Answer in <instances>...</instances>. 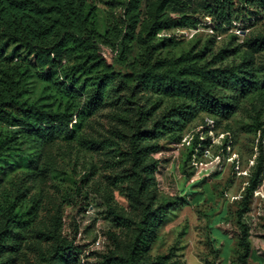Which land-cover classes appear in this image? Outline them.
I'll return each mask as SVG.
<instances>
[{"label":"trees","instance_id":"trees-1","mask_svg":"<svg viewBox=\"0 0 264 264\" xmlns=\"http://www.w3.org/2000/svg\"><path fill=\"white\" fill-rule=\"evenodd\" d=\"M189 1L0 0V176L14 161L34 167V153L57 138L74 140L76 131L115 85L130 91L126 101L131 105L136 92L151 93L169 103L151 128L147 124L153 110L134 107L126 159L129 173L124 178L136 189L140 218L123 254L108 253L99 264H176L169 256H150L162 218L175 203L162 200L156 205L155 198L143 202L157 170L156 163L148 161L149 154L159 151V140L179 143L180 134L200 114L230 119L242 100L264 93V79L257 80L250 54L241 55L238 63L227 62L228 53L235 50L213 53L205 46H212L224 29L242 34L254 29L264 17V0H201L204 13L198 16L188 15ZM97 4L120 14V20L103 34L98 32ZM184 29L211 30L213 35L204 46L196 44L178 55L170 54L168 49L174 50L176 43L164 35ZM252 42L264 45V37ZM103 50L129 74L116 73ZM36 80L47 87L42 98L31 101L28 87ZM252 132L257 156L235 212L233 264H249L250 229L244 216L264 175V124L254 120ZM80 142L89 144L90 139L83 137ZM193 145L206 150L198 136ZM26 190L19 184L13 193H0V264H16L37 221L39 202L26 199ZM120 220L130 226L126 216ZM49 241L50 246L42 250L43 263L68 264L82 253L81 247L61 235L60 218L53 222ZM206 243L209 255L204 264H216L219 251L211 239Z\"/></svg>","mask_w":264,"mask_h":264},{"label":"rangeland","instance_id":"rangeland-1","mask_svg":"<svg viewBox=\"0 0 264 264\" xmlns=\"http://www.w3.org/2000/svg\"><path fill=\"white\" fill-rule=\"evenodd\" d=\"M188 4V15L204 13L201 0H191ZM97 7L98 32L103 34L120 20V14L119 11L109 12L100 4ZM212 35L211 30L184 29L164 37L176 43L175 49L168 52L178 55L196 44L204 46ZM259 37H264V17L246 34L224 29L216 34L212 46H205L213 53L235 50L228 53L227 62L238 63L241 55L250 54L257 80L262 81L264 45L252 42ZM103 54L116 73L129 74L111 60L106 50ZM46 87L40 80L34 81L28 87L27 97L31 101L42 98ZM129 94L128 89L115 85L108 91L105 102L76 131L74 140L57 138L34 153L37 158L34 167L14 161L0 176V193H13L20 184L27 189L26 199L34 198L39 202L37 221L26 236L16 264H46L42 261V250L50 246L56 218L61 220V235L75 247L82 248L77 259L68 264H99L101 257L108 253L123 254L135 232L134 223L140 218V203L135 202L134 197L136 189L124 178L129 173L126 159L134 107L153 110V119L147 124L151 128L169 105L168 101L144 92H136L134 105H131L126 101ZM254 120L264 124V93L261 91L242 100L239 110L230 119L202 113L183 130L179 143L158 141L159 151L148 156L149 162L156 163L157 170L143 202L155 198L156 205L162 200L173 201L175 205L162 218L150 252L152 258L169 256L176 264H204L209 255L206 242L211 239L219 251L215 263L233 264L235 212L257 156L252 132ZM196 136L205 151L193 147ZM83 137L90 139V145L80 142ZM223 145H226L224 154ZM121 215L130 220L129 227L124 226ZM244 223L250 229L251 249L254 245L257 255L264 259V175L250 198ZM97 241L99 246L95 245ZM256 262L263 264L261 260Z\"/></svg>","mask_w":264,"mask_h":264},{"label":"crops","instance_id":"crops-1","mask_svg":"<svg viewBox=\"0 0 264 264\" xmlns=\"http://www.w3.org/2000/svg\"><path fill=\"white\" fill-rule=\"evenodd\" d=\"M258 242H262L263 243V240H257ZM254 246V245H253ZM252 246V249H251V256H250V259H249V264H258L256 261L258 260V261H260L261 260V262L264 264V259L262 258V257H259L258 255H257V252H256V250H254V247ZM256 246H258L257 244H256ZM253 260H255V262L253 261Z\"/></svg>","mask_w":264,"mask_h":264},{"label":"built area","instance_id":"built-area-1","mask_svg":"<svg viewBox=\"0 0 264 264\" xmlns=\"http://www.w3.org/2000/svg\"><path fill=\"white\" fill-rule=\"evenodd\" d=\"M99 244H100V243H99L98 241L95 243L96 246H99Z\"/></svg>","mask_w":264,"mask_h":264}]
</instances>
